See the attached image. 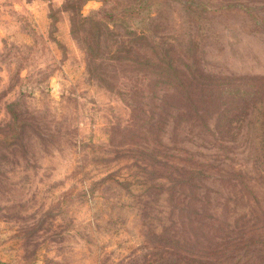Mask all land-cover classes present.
I'll list each match as a JSON object with an SVG mask.
<instances>
[{"label":"rangeland","instance_id":"obj_1","mask_svg":"<svg viewBox=\"0 0 264 264\" xmlns=\"http://www.w3.org/2000/svg\"><path fill=\"white\" fill-rule=\"evenodd\" d=\"M170 54L194 78H264V0H0V264H264V235L218 258L159 239L208 215L209 236L224 219L264 234L246 128L231 143L184 122L161 63H142ZM134 140L201 168L210 209L178 223L171 169Z\"/></svg>","mask_w":264,"mask_h":264},{"label":"trees","instance_id":"obj_2","mask_svg":"<svg viewBox=\"0 0 264 264\" xmlns=\"http://www.w3.org/2000/svg\"><path fill=\"white\" fill-rule=\"evenodd\" d=\"M173 50L169 49L166 52L170 53ZM174 59L179 61V57L171 56V54L166 55V58L144 57L142 63L151 65H154V61L161 63L156 65L160 69L158 75L163 79V83L174 90V94L170 98L179 105V116L183 117L184 122L193 125L197 121L207 131L214 130L211 135L215 136L218 141L231 143H235L239 137V128L244 129L243 127H245V140L242 143L247 148L251 164L264 169V78L252 75L224 77L206 74H200V77L194 78L186 75L178 66H173ZM138 143L137 140H134L131 144L138 146L140 145ZM149 144L151 143L140 145L142 148L135 150L139 154L150 151L149 159L152 163L171 169L167 170L172 183L168 192L176 193V195H173V199L169 200L170 215H174L178 223L179 217L186 216L188 224H191V216L199 214L196 208L204 211L211 207V202L206 198L210 190L208 188L202 190L204 179L207 178L206 174L202 172L201 168H195V166L188 164L174 166L161 161L153 154L152 150L148 149ZM229 153H231L230 156L225 157L227 160L229 159L228 164L229 162L237 163L238 158L240 159L237 155L240 150L234 152L233 149ZM194 164L198 163H195L194 160ZM233 169L237 171L236 167ZM232 179L236 180L232 176H227L220 177L218 181L230 184L233 192L236 186L230 183ZM208 217L209 215L200 216L198 218L200 224L197 227L181 228L180 232L178 227L172 235L167 234L168 227L164 226L159 239L162 244L174 248L178 253L189 258L199 256L218 258L247 242L250 244L264 235L261 232L262 229L258 231L255 228L227 230L228 225L226 226L224 219L217 222L216 230L218 232L209 236L203 232L201 222ZM221 226H225L226 231L222 230ZM190 234L191 236H189ZM217 241L219 248L211 245Z\"/></svg>","mask_w":264,"mask_h":264}]
</instances>
